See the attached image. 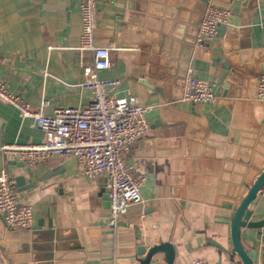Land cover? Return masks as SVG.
<instances>
[{
	"label": "crops",
	"instance_id": "1",
	"mask_svg": "<svg viewBox=\"0 0 264 264\" xmlns=\"http://www.w3.org/2000/svg\"><path fill=\"white\" fill-rule=\"evenodd\" d=\"M81 0H0V80L6 89L43 113L87 104L91 91L79 56ZM208 4L229 9V22L209 48L195 43L196 24ZM97 45L106 46L111 66L98 71L116 82L108 94L135 96L147 106L148 135L125 156L145 175L138 197L115 226L106 223L105 177L77 174L73 157L53 155L29 166L0 150V171L12 177L20 201L33 209L29 228H10L0 218V264H138L146 249L171 241L172 264L228 262L211 242L231 248L230 220L245 193L243 180L259 173L264 149V100L256 97L264 71V0H96ZM229 66L227 87L216 81ZM191 74L212 83L214 102L182 98ZM43 132L32 116L0 101V146L38 143ZM257 151V152H256ZM255 162V163H253ZM264 214V196L253 206ZM245 250L264 264V239L242 228ZM34 260V261H33ZM233 264H242L234 256ZM148 264H166L154 253Z\"/></svg>",
	"mask_w": 264,
	"mask_h": 264
},
{
	"label": "built area",
	"instance_id": "2",
	"mask_svg": "<svg viewBox=\"0 0 264 264\" xmlns=\"http://www.w3.org/2000/svg\"><path fill=\"white\" fill-rule=\"evenodd\" d=\"M81 32L79 50H88L91 59L79 56L83 79L80 85L91 91V100L85 105L55 107L51 113L38 110L9 92L0 80V101L14 105L21 116H32L34 124L43 132L38 143H7L0 146L4 154H13L29 166L44 162L48 157H73L78 175L95 179L105 177L104 189L108 196L106 223L113 227L125 213L127 206L138 197L145 175L134 171L125 156L132 143L150 132L146 118L147 106L129 95L124 98L108 94L106 87L114 79L101 78L98 71L111 66L106 46L97 45L94 31L98 22L96 0H81ZM229 9L208 4L198 24L195 43L209 48L215 42L219 25L229 22ZM256 97L264 100V71L257 78ZM182 98L191 102H214L217 98L212 83L188 74L182 86ZM0 218L10 228H29L33 222V209L20 201L12 177L0 171ZM264 236V225L260 227ZM191 264H209L202 258H193Z\"/></svg>",
	"mask_w": 264,
	"mask_h": 264
},
{
	"label": "water",
	"instance_id": "3",
	"mask_svg": "<svg viewBox=\"0 0 264 264\" xmlns=\"http://www.w3.org/2000/svg\"><path fill=\"white\" fill-rule=\"evenodd\" d=\"M202 18L203 17H201V19L196 24V35L198 31V24L202 20ZM223 27V24L219 25L218 30L221 31ZM228 70L229 66L227 64H224L216 81L218 86L222 85L224 87H227L228 82L230 81V78L227 75ZM218 86L215 87V93L218 89ZM255 149L257 151H261V154L264 155V149H260V145H256ZM259 158L261 159V163L255 164L259 169V173L256 174V176L251 181L245 179L242 181L246 186V190L244 194L240 195V199L232 212V217L230 220L231 248L227 251L221 244L214 241L211 242L218 248V252L220 253V255L222 251L225 253V256H227L228 258V262L226 264H233L235 255L239 258L242 264H254L256 260V251L245 250L241 244L240 235L242 228H257L258 232L260 233V227L264 225V214L261 216H254L253 210V206L256 205L258 198L260 196H264V156L263 158ZM98 179H100V177H98ZM262 239H264L263 235ZM158 251L164 253L166 264H172V260L175 255V249L173 243L168 240H162L156 244L151 245L147 249L144 245H138L137 253H144L143 258H140L138 260V264H148L151 256ZM220 263L221 257H219V260H217L216 264Z\"/></svg>",
	"mask_w": 264,
	"mask_h": 264
}]
</instances>
